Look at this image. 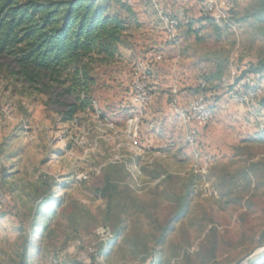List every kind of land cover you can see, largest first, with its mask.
Returning <instances> with one entry per match:
<instances>
[{
  "label": "rangeland",
  "instance_id": "obj_1",
  "mask_svg": "<svg viewBox=\"0 0 264 264\" xmlns=\"http://www.w3.org/2000/svg\"><path fill=\"white\" fill-rule=\"evenodd\" d=\"M233 1L230 24L220 28L202 15L204 0H106L109 13L125 22L122 42L113 62L93 68L92 107L69 120L73 98L65 88L45 77L25 79L13 59L0 55V264H14L25 239L33 240L36 207L50 195L61 205L51 223V255L31 258L40 264H141L144 254L131 242L143 243L154 230L134 206L164 221L175 196L185 197L188 207L156 247L170 264H180L185 251L195 262L210 227L221 264L251 252L242 264L263 262L264 74L254 77L261 96L241 104L231 92L237 84L245 90L242 78L264 52V25L244 20L251 0ZM178 9L184 14L171 41L161 17ZM152 26L156 43L145 47L140 41ZM136 70L146 76L151 99L129 127ZM173 88L181 106L201 94L212 117L183 121L170 106ZM251 165L256 172L249 181L230 182ZM108 175L129 192L122 200L127 209L117 213L122 230L115 239L99 195ZM104 242L111 246L102 255ZM82 246L96 248L98 259L80 258ZM156 258L144 264H158Z\"/></svg>",
  "mask_w": 264,
  "mask_h": 264
},
{
  "label": "trees",
  "instance_id": "obj_2",
  "mask_svg": "<svg viewBox=\"0 0 264 264\" xmlns=\"http://www.w3.org/2000/svg\"><path fill=\"white\" fill-rule=\"evenodd\" d=\"M108 9L106 0H0V55L13 59L18 66L17 73L25 79L38 82L45 77L49 83L65 88L73 98V103L65 112V120L72 119L77 111L92 107L93 68L113 62L122 42L125 22L110 14ZM243 17L244 20L252 18L264 25V0H251ZM246 74L257 77L264 74V52L246 70ZM260 104L264 107V94ZM263 138L264 134L259 136V139ZM255 172L253 165L248 166L231 176L230 182L235 177L249 181ZM261 173L264 185V169ZM99 195L106 200V222L113 229L108 231L112 239H115L121 235L122 230L117 213L127 209V204L122 200L129 192L127 187L120 188L108 175ZM173 202L175 206L172 213L164 221L153 217L138 204L134 206L145 213L154 230L142 236L143 243L131 242L132 250L144 254L141 264L154 256L158 258V264H170V258L163 256L156 247L162 245L174 231L176 222L185 215L188 207L183 196H175ZM60 205L61 198L52 195L40 201L31 226L34 238L25 239L14 264H40L31 258L51 255L49 248L54 245L56 238L51 223L57 217ZM151 240L153 245L148 246L147 242ZM109 243L104 242L102 245V255L111 246ZM193 257L195 262L192 263L191 255L185 251L180 264H221L217 255L215 227L207 230ZM91 258L95 260L94 256Z\"/></svg>",
  "mask_w": 264,
  "mask_h": 264
},
{
  "label": "built area",
  "instance_id": "obj_3",
  "mask_svg": "<svg viewBox=\"0 0 264 264\" xmlns=\"http://www.w3.org/2000/svg\"><path fill=\"white\" fill-rule=\"evenodd\" d=\"M234 8L235 4L233 0H204L201 13L204 17L209 18L214 25L222 28L223 26L230 24V17ZM183 14V9H178L173 15H163L161 17L163 28L168 40H174L179 28V20ZM157 58H160V56H157ZM255 76L257 75L246 74L243 76L242 84L245 86L243 92L238 84L235 85V90L231 92V97L234 101L243 104L251 98H256L262 95L258 84L255 81ZM172 92L173 96L171 98L170 106L176 110L183 121L203 123L212 117V110L201 94L191 96L187 100L185 106H181L176 97V89L173 88ZM150 99L151 95L146 76L143 72H138L136 70L133 74L131 83V104L133 112L127 121L129 127L136 126ZM82 178H85V176H82ZM81 249L80 258L87 260L91 258V256H94L98 259L99 255L97 254L96 248L92 246H82ZM260 264H264V260Z\"/></svg>",
  "mask_w": 264,
  "mask_h": 264
},
{
  "label": "crops",
  "instance_id": "obj_4",
  "mask_svg": "<svg viewBox=\"0 0 264 264\" xmlns=\"http://www.w3.org/2000/svg\"><path fill=\"white\" fill-rule=\"evenodd\" d=\"M148 29H149V33H148V38H147V40H143L144 41V44H142V42L140 41V44L141 45H145V47H146V45L147 44H149V43H156V36H157V30H158V28L156 27V26H152V27H148ZM157 41H159L158 42V44L160 43V39L159 40H157ZM165 42H166V40H165ZM141 54V53H140ZM181 104H184L185 103V100H184V98H182L181 97ZM145 112V111H144Z\"/></svg>",
  "mask_w": 264,
  "mask_h": 264
},
{
  "label": "water",
  "instance_id": "obj_5",
  "mask_svg": "<svg viewBox=\"0 0 264 264\" xmlns=\"http://www.w3.org/2000/svg\"><path fill=\"white\" fill-rule=\"evenodd\" d=\"M251 254H252V252L244 255L243 257H241L237 261H235L233 264H242Z\"/></svg>",
  "mask_w": 264,
  "mask_h": 264
}]
</instances>
